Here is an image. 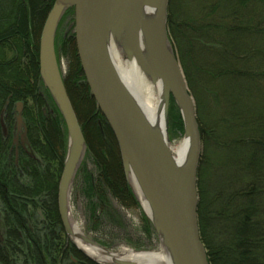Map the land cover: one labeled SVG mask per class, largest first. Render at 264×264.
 Returning <instances> with one entry per match:
<instances>
[{"label": "trees", "instance_id": "obj_1", "mask_svg": "<svg viewBox=\"0 0 264 264\" xmlns=\"http://www.w3.org/2000/svg\"><path fill=\"white\" fill-rule=\"evenodd\" d=\"M52 4L0 0V264H97L67 241L58 213L66 129L38 62ZM166 27L195 102L202 146L197 219L208 262L264 264V0H168ZM68 54L63 83L99 179L131 207L137 203L114 135L90 96L75 45ZM17 102L32 152L11 143ZM37 210L41 233L30 223Z\"/></svg>", "mask_w": 264, "mask_h": 264}, {"label": "water", "instance_id": "obj_2", "mask_svg": "<svg viewBox=\"0 0 264 264\" xmlns=\"http://www.w3.org/2000/svg\"><path fill=\"white\" fill-rule=\"evenodd\" d=\"M167 5L168 0H54L40 33L38 61L40 76L50 90L68 133L67 155L57 193L58 213L64 231L70 236L67 192L78 164L77 152L85 145V140L55 62L53 33L63 10L72 6L74 39L80 66L91 96L115 137L125 174L130 164L147 200L159 216L161 227L172 247L175 263L209 264L206 249L200 239L197 219L196 184L201 151L200 135L193 98L169 42ZM140 9L156 11V24H144L137 16H132L131 20L130 11L138 12ZM108 14L111 15V23L117 28V32L130 18L131 38L135 37L137 27L142 26L153 71L164 86V114L166 116L172 96L181 111L185 135L189 136L190 153L186 172L179 173L176 170L167 151L114 70L106 35ZM126 54L128 57H138V45L135 41L128 46ZM15 111L16 129L19 132L23 127L21 102L16 104ZM21 139L24 140V134H21Z\"/></svg>", "mask_w": 264, "mask_h": 264}, {"label": "rangeland", "instance_id": "obj_3", "mask_svg": "<svg viewBox=\"0 0 264 264\" xmlns=\"http://www.w3.org/2000/svg\"><path fill=\"white\" fill-rule=\"evenodd\" d=\"M116 34L118 35L119 32L114 31V35ZM72 38L74 39V8L72 6H68L61 13L53 33V54H54L55 62L62 75V79L63 77H65V75L71 68V58L68 52L70 51L72 44L75 45L74 44L75 39L74 41H72L71 40ZM39 39H40V35L38 38V51H39ZM39 76H40V72H39ZM40 79L43 84V87L48 91L52 100L54 101L50 93V90L44 83L41 76ZM189 93L191 95L190 90ZM79 95L80 93L78 94V96ZM16 104L13 107L14 124L10 136L11 143L14 149H18L22 147L27 151L32 152L25 139H24V145H22L21 143L20 135L21 134L25 135V130H26L25 119L22 116V112H21V116L23 120V127L21 128L19 134H17L16 132V116H17V113L15 111ZM81 105L83 106V109L86 110L84 106H87L88 110H90L89 104L86 105L85 102H82ZM194 106H195V102H194ZM22 109H23V104H22ZM83 109L81 108V110ZM88 114L89 111L87 114H85L84 117H87ZM195 115H196V110H195ZM87 125L91 126V121H88ZM165 132H166L168 144L171 147L174 146L178 141H180L185 136V128H184L181 111L175 99L172 96H170L169 105L166 111ZM66 140L67 143L65 147V158L67 155V148H68L67 130H66ZM200 143H201V139H200ZM102 144L107 145V148H109V146L111 145L110 143L108 142L106 143L104 141L102 142ZM109 152H112L111 149L109 150ZM201 154H202V146H201L200 155ZM119 155H120V151H119ZM106 158L107 160L110 159L109 164L112 167L113 171L116 170L115 160L112 154H109V156H107ZM120 162H121L122 172L125 181L129 189L131 190V193L137 204H133L131 207L123 206L115 197L111 195V193H109V191H107L108 188L99 179V170L96 164L94 163L92 154L88 151L85 142L83 158L81 159L80 162H78L75 172L69 184V195L67 199L68 211L70 212L71 217L81 228V230L83 231L86 237H88L91 241L103 246L104 248L110 251L117 253L120 252L122 248L156 251L159 247V239H160L159 232L155 228L149 217L144 212L142 206L137 200V197L131 185L129 184L126 178V174L122 166L121 155H120ZM90 184H92L93 190H90ZM39 215L40 212L39 210H37L31 217L30 223L34 229H38V232L41 233L40 231H42L41 230L42 224H40L39 222ZM1 218H2V214H1V206H0V237L2 238V236H4L5 234V231ZM65 237L67 241L71 243V245L74 248L78 249L77 246L71 240L70 236L66 234V232H65ZM20 258H22V256H19L17 258L18 261Z\"/></svg>", "mask_w": 264, "mask_h": 264}, {"label": "bare ground", "instance_id": "obj_4", "mask_svg": "<svg viewBox=\"0 0 264 264\" xmlns=\"http://www.w3.org/2000/svg\"><path fill=\"white\" fill-rule=\"evenodd\" d=\"M135 12L137 11H130L129 17L131 20H133L132 16H137L144 24H156V11L140 9L137 14H135ZM130 18H128L127 22L119 29V34L114 35V31H116L117 28H114L111 23V15L108 14L107 16L106 35L112 65L135 106L167 151L176 170L179 173L186 172L190 153L189 136L186 134L174 146H169L165 132L166 116L163 111V82L153 71L151 56L142 26L137 27L138 30L135 37H132L133 39L130 37L132 28ZM133 41L138 45L139 55L136 58L134 56L128 57L126 54L128 46ZM136 59L139 61H136ZM83 154L84 145H82L77 152L78 162L83 158ZM126 178L144 212L159 232L160 239L158 249L156 251H146L122 248V250L117 253L110 251L86 237L68 211L71 240L87 258L102 264H176L172 247L161 227L159 216L147 200L141 183L130 164L126 169ZM68 195L69 190L67 192V199Z\"/></svg>", "mask_w": 264, "mask_h": 264}, {"label": "flooded vegetation", "instance_id": "obj_5", "mask_svg": "<svg viewBox=\"0 0 264 264\" xmlns=\"http://www.w3.org/2000/svg\"><path fill=\"white\" fill-rule=\"evenodd\" d=\"M16 132H17V134L20 133V131L18 132L17 129H16ZM25 133H26V131H25ZM20 138H21V135H20ZM24 139H25V135H24ZM25 140H26V139H25ZM21 143H22V145H24V140L21 139ZM16 150H17V149H16Z\"/></svg>", "mask_w": 264, "mask_h": 264}]
</instances>
